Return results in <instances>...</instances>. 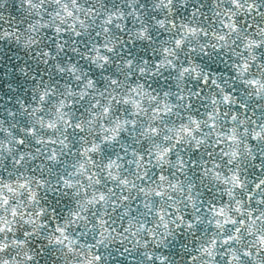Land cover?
I'll use <instances>...</instances> for the list:
<instances>
[{
  "label": "clouds",
  "instance_id": "obj_1",
  "mask_svg": "<svg viewBox=\"0 0 264 264\" xmlns=\"http://www.w3.org/2000/svg\"><path fill=\"white\" fill-rule=\"evenodd\" d=\"M0 264H264V0H0Z\"/></svg>",
  "mask_w": 264,
  "mask_h": 264
},
{
  "label": "snow or ice",
  "instance_id": "obj_2",
  "mask_svg": "<svg viewBox=\"0 0 264 264\" xmlns=\"http://www.w3.org/2000/svg\"><path fill=\"white\" fill-rule=\"evenodd\" d=\"M221 212H222V210H221Z\"/></svg>",
  "mask_w": 264,
  "mask_h": 264
}]
</instances>
